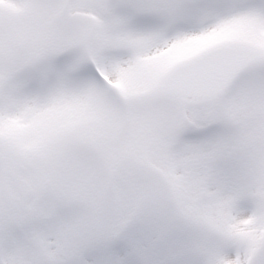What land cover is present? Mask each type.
Wrapping results in <instances>:
<instances>
[{"label": "snow or ice", "instance_id": "6c2138e0", "mask_svg": "<svg viewBox=\"0 0 264 264\" xmlns=\"http://www.w3.org/2000/svg\"><path fill=\"white\" fill-rule=\"evenodd\" d=\"M0 264H264V0H0Z\"/></svg>", "mask_w": 264, "mask_h": 264}]
</instances>
